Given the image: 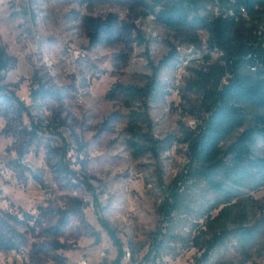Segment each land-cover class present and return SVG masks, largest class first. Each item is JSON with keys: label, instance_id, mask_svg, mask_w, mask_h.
<instances>
[{"label": "rangeland", "instance_id": "obj_1", "mask_svg": "<svg viewBox=\"0 0 264 264\" xmlns=\"http://www.w3.org/2000/svg\"><path fill=\"white\" fill-rule=\"evenodd\" d=\"M85 16L115 27L92 38ZM0 42L13 57L2 82L28 113L20 120L0 99V229L21 251L17 260L0 248V264H115L100 217L123 244L119 264H264L260 172L217 169L219 187L188 177L182 133L202 114L188 81L215 55L203 28H171L133 0H0ZM130 85L140 88L132 97L120 90ZM243 107L222 149L264 118ZM251 150L264 156L259 135ZM171 189L179 205L166 226L159 205ZM159 230L164 246L146 260Z\"/></svg>", "mask_w": 264, "mask_h": 264}, {"label": "trees", "instance_id": "obj_2", "mask_svg": "<svg viewBox=\"0 0 264 264\" xmlns=\"http://www.w3.org/2000/svg\"><path fill=\"white\" fill-rule=\"evenodd\" d=\"M133 1L148 7L156 19L171 28H203L207 32V46L215 54H207L205 67L196 69L194 78L188 81V86L201 95L202 112L193 127L187 126L182 133L189 159L188 177L203 179L211 187H219L214 181L217 169L234 173L239 178L250 177L249 169H254L264 178V156H254L251 150L255 135L264 141L263 117L256 119L253 126L242 131L226 149H222L226 136L243 125L245 103L264 109V0ZM206 1L211 2L216 11L201 14L200 9ZM83 25L94 38L100 32H112L115 22L112 16L107 19L85 16ZM12 60L0 42V99L21 120L23 113L28 114L27 108L14 89L2 82ZM139 89L132 85L120 88L128 97L134 96ZM37 91L49 96L52 94L51 89L43 84ZM151 146L134 144V149L143 153ZM223 154H229L230 162L223 159ZM170 191L159 205L166 226L171 224L172 213L179 205L177 191ZM100 223L118 248L115 264H119L123 244L105 219L100 217ZM163 234L159 230L154 236L152 246L144 255L146 260L154 261L160 255L164 246ZM170 237L173 238L172 235ZM219 241L218 236L209 240L202 256L209 254ZM0 248L7 251L17 249L1 229Z\"/></svg>", "mask_w": 264, "mask_h": 264}, {"label": "built area", "instance_id": "obj_3", "mask_svg": "<svg viewBox=\"0 0 264 264\" xmlns=\"http://www.w3.org/2000/svg\"><path fill=\"white\" fill-rule=\"evenodd\" d=\"M10 255L15 256V258L17 260H21V251H19L18 249L12 248L10 250L7 251Z\"/></svg>", "mask_w": 264, "mask_h": 264}]
</instances>
